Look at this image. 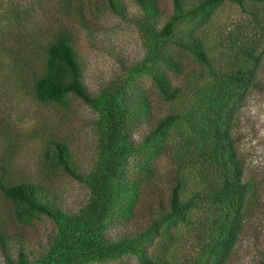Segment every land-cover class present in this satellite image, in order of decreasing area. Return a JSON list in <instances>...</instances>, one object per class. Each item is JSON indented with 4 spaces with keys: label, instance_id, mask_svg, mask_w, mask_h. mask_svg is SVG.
I'll return each instance as SVG.
<instances>
[{
    "label": "rangeland",
    "instance_id": "374dc122",
    "mask_svg": "<svg viewBox=\"0 0 264 264\" xmlns=\"http://www.w3.org/2000/svg\"><path fill=\"white\" fill-rule=\"evenodd\" d=\"M112 3L0 0V264H143L142 254L264 263V0ZM58 35L93 102L34 91ZM192 37L205 62L189 49ZM243 68L253 81L239 87L230 76ZM172 114L162 134L151 133ZM216 128L227 130L242 168L239 198L216 194L222 151L200 154ZM54 141L77 176L54 163ZM176 182L179 199L192 202L182 218L169 216ZM21 183L50 214L4 194ZM228 226L233 237L217 247ZM94 229L126 240L125 251L91 257Z\"/></svg>",
    "mask_w": 264,
    "mask_h": 264
},
{
    "label": "trees",
    "instance_id": "16d2710c",
    "mask_svg": "<svg viewBox=\"0 0 264 264\" xmlns=\"http://www.w3.org/2000/svg\"><path fill=\"white\" fill-rule=\"evenodd\" d=\"M178 2V0H174ZM218 0H206L207 3L211 4ZM233 2H240L241 0H231ZM112 5L113 0H109ZM163 33L167 35L170 33L169 24H166L164 27ZM191 50L192 54L201 62L206 61L205 53L201 49V44L199 40L194 39L192 37L191 41ZM46 55V75L35 82L33 89L34 91L43 99L46 100H56L59 99L62 95L65 94H73L83 101L87 103L93 102V98H91L82 87L80 82V68L75 59L74 52L72 50L71 45L67 41V39L63 35H58L54 40H51L50 43L46 46L45 49ZM247 56L253 58L250 53H246ZM251 68H243L239 69V74H232L230 76V80L235 84H238L239 87H246L250 85L253 81ZM163 92H167L164 90ZM175 119V115H167L162 119L157 121L156 128L151 132L152 134H162L163 130L169 126L172 121ZM215 135L217 139L213 144L209 143L207 145H203L201 148L200 154H206L210 157L211 153H219L222 151V155L220 157L219 167L222 177H219L221 182V189L217 196L220 197H228L230 199L239 198V196L243 195V190L246 186L241 183V172L242 168L239 165V159L235 156L234 148L231 142V139L227 137V130L216 128ZM53 153L52 159L54 163H58L63 167V169L72 176H77L72 167L70 166L67 156L69 153L67 151V147L58 141H54L53 143ZM225 152H227L225 154ZM203 156V155H201ZM4 194L13 199L19 200L29 206L31 209H36L45 213L50 214V211L42 206L40 203H37L34 197L35 188L32 185L28 184H17L14 186L3 187ZM178 182L172 185L170 190L169 197V206L170 212L169 216H173L175 218H182L183 213L191 205V201L183 202L179 199L178 196ZM157 225V224H155ZM157 227V226H155ZM155 230L150 229L146 233L150 234L155 232ZM89 239H91L92 244L89 245L94 247V252L91 257L102 258L106 256H114L117 253H123L125 251L124 241L126 240H116L110 241L105 240L103 237L99 236L97 230H88ZM3 237L0 233V240L3 241ZM233 237V232L231 226L226 228L224 238L220 239L216 244L217 247H227L229 240ZM152 241V239L150 240ZM71 249V248H69ZM20 259H23L22 253H20ZM70 257V256H68ZM59 257L53 259V264H57V260ZM173 258L167 259L166 256H157V255H146L142 254L143 264H171ZM70 264V263H65ZM264 264V263H261Z\"/></svg>",
    "mask_w": 264,
    "mask_h": 264
}]
</instances>
